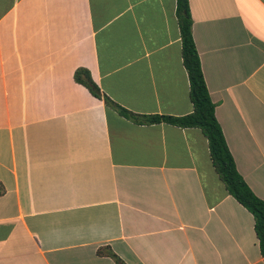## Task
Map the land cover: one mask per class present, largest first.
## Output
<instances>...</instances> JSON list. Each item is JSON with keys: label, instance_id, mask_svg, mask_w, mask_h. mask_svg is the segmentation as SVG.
<instances>
[{"label": "crops", "instance_id": "obj_1", "mask_svg": "<svg viewBox=\"0 0 264 264\" xmlns=\"http://www.w3.org/2000/svg\"><path fill=\"white\" fill-rule=\"evenodd\" d=\"M236 167L264 201V0H188ZM177 0H0V264H264L193 112ZM103 252L100 255L98 251Z\"/></svg>", "mask_w": 264, "mask_h": 264}, {"label": "trees", "instance_id": "obj_2", "mask_svg": "<svg viewBox=\"0 0 264 264\" xmlns=\"http://www.w3.org/2000/svg\"><path fill=\"white\" fill-rule=\"evenodd\" d=\"M176 14L180 27L183 63L190 82V100L193 104L191 114L183 117L139 115L121 107L106 95L103 96L88 70H76L74 79L77 83L87 87L95 97L103 99L106 106L117 109L122 116L135 123L148 125L165 123L184 129H200L208 140L213 166L227 191L254 216L256 236L264 257V201L254 194L238 172L222 128L216 118V105L209 94L200 56L192 35V19L188 0H177ZM3 193L4 188L0 183V196ZM98 253L104 254L100 250ZM106 256L113 258L117 264H125L112 251L108 252Z\"/></svg>", "mask_w": 264, "mask_h": 264}]
</instances>
